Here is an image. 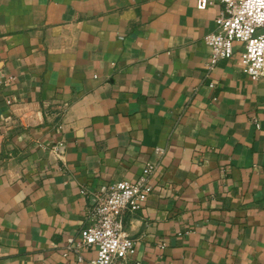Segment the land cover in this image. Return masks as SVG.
I'll return each mask as SVG.
<instances>
[{
    "label": "crops",
    "instance_id": "obj_1",
    "mask_svg": "<svg viewBox=\"0 0 264 264\" xmlns=\"http://www.w3.org/2000/svg\"><path fill=\"white\" fill-rule=\"evenodd\" d=\"M220 7L0 0V264H84L93 191L147 161L131 264H264V76L208 68Z\"/></svg>",
    "mask_w": 264,
    "mask_h": 264
},
{
    "label": "built area",
    "instance_id": "obj_2",
    "mask_svg": "<svg viewBox=\"0 0 264 264\" xmlns=\"http://www.w3.org/2000/svg\"><path fill=\"white\" fill-rule=\"evenodd\" d=\"M192 1L200 10L214 2L221 5L214 19L215 29L204 36L209 49L208 68L222 58L232 57L234 44L239 43L240 70L252 79L264 76V0ZM155 165L147 161L135 178L122 177L100 184L88 208L89 223L76 236L67 238L65 251L76 252L84 264H131L136 240L124 233L125 218L128 212L139 209L152 192ZM88 248L95 249L96 255L83 258L80 251Z\"/></svg>",
    "mask_w": 264,
    "mask_h": 264
}]
</instances>
